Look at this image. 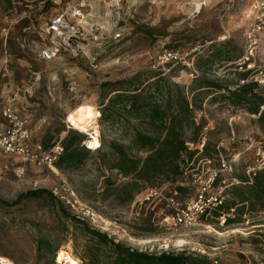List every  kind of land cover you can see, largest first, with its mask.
Listing matches in <instances>:
<instances>
[{
	"label": "rangeland",
	"instance_id": "obj_1",
	"mask_svg": "<svg viewBox=\"0 0 264 264\" xmlns=\"http://www.w3.org/2000/svg\"><path fill=\"white\" fill-rule=\"evenodd\" d=\"M203 1L0 0V131L6 124L1 110L11 104L31 126L40 127L33 131L36 140L50 143L69 132L85 136L70 125V129L66 127L67 113L80 103L93 104L100 111L106 93L101 83L124 81L137 73L142 74V81L162 71L189 93L197 76L229 89L241 85L243 75L233 69V63L243 53L248 0H237L227 11L220 0L205 5ZM74 7L83 13L78 23L82 35L71 46L63 43L52 60L41 59L42 46L62 43L61 38L52 41L46 33L48 22L60 12L69 15ZM164 47L186 54L192 66L157 67L155 55ZM259 49L264 56V39ZM69 80H76L77 93L68 92ZM227 96V91L210 89L195 111L196 121L206 127L205 140L213 157L210 167L218 166L214 149L219 140H225L220 148L224 157L236 156L231 170L223 172L217 182L224 186L226 204L232 199L229 187L241 182L239 175L251 177L253 171L264 169V165L252 166L257 164L255 149L264 146V120L258 122V115L231 104ZM123 124L103 122L99 116L95 120L101 139H114L130 149ZM60 128L65 131L58 134ZM104 151L107 149L102 146L89 152L74 170L28 165L23 176L15 172L16 159L0 156V199L9 202L28 190L43 188L55 196L27 197L9 207L0 203V256L16 263L53 264V251L63 248L88 264L85 244L89 238L81 223L73 220L79 218L109 239L145 252L216 251L223 264H259L264 259V210L235 215L222 226L210 217H202L192 228L163 224L159 209H152L154 202L142 203L149 185L124 204L104 190L105 177L112 176L117 185L124 180L116 170L107 169L101 158ZM202 156L195 154L190 167L205 169ZM178 182L180 177L161 180L153 187L173 190ZM186 182V192H179L184 201L195 194ZM180 239L183 242L178 243ZM45 240L50 249L43 246Z\"/></svg>",
	"mask_w": 264,
	"mask_h": 264
},
{
	"label": "trees",
	"instance_id": "obj_2",
	"mask_svg": "<svg viewBox=\"0 0 264 264\" xmlns=\"http://www.w3.org/2000/svg\"><path fill=\"white\" fill-rule=\"evenodd\" d=\"M141 76L142 74L137 73L124 81L101 83L102 90L106 93L102 96L103 106L100 108L99 118L111 124L123 121L130 144L128 149L121 142L100 137L101 147L96 149L106 147L107 151L101 154V158L105 160L107 169L116 170L124 179L119 185L112 176L104 179V190L109 191V195H117L121 204L133 201L142 189L148 185L152 188L161 180L176 181L180 177L182 181V168H192L189 164L195 154L201 153L202 157L213 158L210 157L208 143L205 142L202 150L196 147L206 127L202 121L195 120V111L201 108L202 96L206 91H227V99L231 104L258 115V122L264 120V108L261 109L264 106V89L259 88L256 83H244L229 89L213 79L197 76L189 87V93L178 83L170 82L162 71L142 81ZM64 131L65 129L60 128L57 133ZM186 132H189V136ZM83 139L84 135L77 132H69L62 138L64 149L57 160L58 169L64 167L74 170L85 161L92 151L81 145ZM190 145H194V148H190ZM214 151L216 154L217 150ZM239 179V184L229 187L232 199L224 207L238 206V216L247 211L264 210V169L256 170L250 178L247 174L239 175ZM174 189L178 193L187 190L179 183ZM43 195L55 197L46 188L32 189L9 202L0 199V203L7 207L16 206L27 197ZM73 220L81 223L89 238L85 244L88 264H211L206 255H196L185 250L155 253L127 247L109 239L98 229L89 228L79 218ZM48 243L45 240L43 246L50 249ZM57 251H53V256Z\"/></svg>",
	"mask_w": 264,
	"mask_h": 264
},
{
	"label": "built area",
	"instance_id": "obj_3",
	"mask_svg": "<svg viewBox=\"0 0 264 264\" xmlns=\"http://www.w3.org/2000/svg\"><path fill=\"white\" fill-rule=\"evenodd\" d=\"M237 0H220V4L223 6V10L227 11L235 5ZM250 13L248 15V24L243 31V53L234 61V70L242 73L243 77L240 80V84L244 83H256L259 88L264 89V56L259 53V48L262 40L264 39V0H248ZM206 4V0L202 2ZM83 19V13L80 8L74 7L73 10L66 15L65 12H60L52 18L48 24L46 33L53 37L61 38L62 43H53L50 46H42L40 48V58L45 60H52L56 57V54L63 48L64 45L71 46L82 35L79 30V24ZM115 37H119L116 34ZM156 66L163 69L166 66H174L175 64L185 63V65L192 66V62H188L186 54H182L179 50L171 48H161L155 55ZM67 90L69 93H77L78 84L76 80H69L67 83ZM263 107V106H262ZM2 117L5 121L4 129L0 131V156L6 158L12 157L17 162L15 172L18 176L25 175L27 167L33 166L37 168H49L57 171V160L63 153V144L61 143L62 136L50 142L44 143L33 138V131L40 127H33L30 125L28 118L20 114L14 106L7 104L2 108ZM46 120L45 116L41 117V122ZM196 120V118H195ZM66 127L70 129L68 123ZM206 131V129H204ZM200 135L197 148L202 150L205 144V132ZM85 134L84 139L80 142L83 147L93 152V150L101 147L99 133L96 135L98 146H93L94 135L91 132H83ZM225 144V140H219L216 144L218 157V166L210 167L212 159L205 158V169L188 168L183 167L181 174L183 180L178 182L180 185H186L193 188L195 194L192 198L182 200L180 194L175 189L165 190L164 188H147L145 190V196L142 203L144 205L154 202L153 208L159 209V216L162 218V223L175 226L192 228L196 226V223L202 218L214 220L219 225L228 224L229 219H233L237 214V207L232 206L230 208L224 207V186L217 184L223 172H229L231 170V162L236 157L233 154V158L227 159L221 153V147ZM254 156L257 164L252 166L264 165V146L258 147L254 151ZM187 162V159L185 158ZM189 165H192L190 163ZM254 169V167L252 168ZM259 170V169H258ZM263 170V169H260ZM255 171H253L254 174ZM250 178V177H249ZM232 183V182H231ZM214 250V249H213ZM69 254L74 258L72 252L67 250ZM60 251L55 253L53 258V264H71L60 258ZM206 255L211 260V264H223L221 258L218 257L216 251L213 253H206L205 251L197 253ZM196 254V255H197ZM7 260L9 264H27L16 263L12 259L1 255L0 262ZM77 262L82 264L78 259ZM31 264V263H28ZM264 264V259L259 263Z\"/></svg>",
	"mask_w": 264,
	"mask_h": 264
},
{
	"label": "bare ground",
	"instance_id": "obj_4",
	"mask_svg": "<svg viewBox=\"0 0 264 264\" xmlns=\"http://www.w3.org/2000/svg\"><path fill=\"white\" fill-rule=\"evenodd\" d=\"M211 0H206V3H210ZM250 13V8L244 13V17L247 18ZM100 115V111L94 107V105L89 103H80L73 108L70 112L67 113L65 121L72 128H76L81 132H91L94 135L92 139V145L95 147L98 146L96 135L98 134L97 126L95 125L96 118ZM234 231V230H233ZM221 234V233H220ZM178 243L183 242L182 239L177 241ZM60 258H65V260L71 264H80L73 258L69 252L61 248Z\"/></svg>",
	"mask_w": 264,
	"mask_h": 264
},
{
	"label": "clouds",
	"instance_id": "obj_5",
	"mask_svg": "<svg viewBox=\"0 0 264 264\" xmlns=\"http://www.w3.org/2000/svg\"><path fill=\"white\" fill-rule=\"evenodd\" d=\"M197 7H199V5H197ZM0 264H9V262L7 260H3L2 262H0Z\"/></svg>",
	"mask_w": 264,
	"mask_h": 264
}]
</instances>
